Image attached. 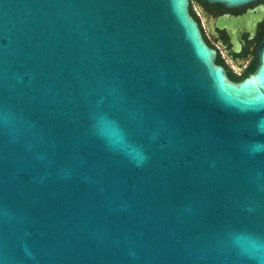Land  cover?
Returning a JSON list of instances; mask_svg holds the SVG:
<instances>
[{
	"label": "water",
	"instance_id": "95a60500",
	"mask_svg": "<svg viewBox=\"0 0 264 264\" xmlns=\"http://www.w3.org/2000/svg\"><path fill=\"white\" fill-rule=\"evenodd\" d=\"M187 4L0 0V264H264V35L231 80Z\"/></svg>",
	"mask_w": 264,
	"mask_h": 264
},
{
	"label": "flooded vegetation",
	"instance_id": "af4514ba",
	"mask_svg": "<svg viewBox=\"0 0 264 264\" xmlns=\"http://www.w3.org/2000/svg\"><path fill=\"white\" fill-rule=\"evenodd\" d=\"M264 0L250 1L237 6L209 3L205 0H188V13L197 24L204 43L214 50V61L228 78L242 79L256 63L255 50L264 35V13L254 24L230 19L242 16Z\"/></svg>",
	"mask_w": 264,
	"mask_h": 264
}]
</instances>
